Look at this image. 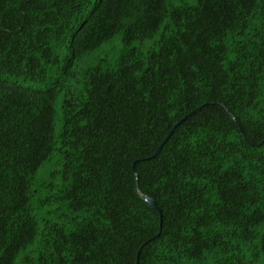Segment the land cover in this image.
I'll return each instance as SVG.
<instances>
[{"label":"trees","instance_id":"16d2710c","mask_svg":"<svg viewBox=\"0 0 264 264\" xmlns=\"http://www.w3.org/2000/svg\"><path fill=\"white\" fill-rule=\"evenodd\" d=\"M0 264H264V0H0Z\"/></svg>","mask_w":264,"mask_h":264},{"label":"rangeland","instance_id":"374dc122","mask_svg":"<svg viewBox=\"0 0 264 264\" xmlns=\"http://www.w3.org/2000/svg\"><path fill=\"white\" fill-rule=\"evenodd\" d=\"M120 41V43H119ZM124 41V36L123 35H120L119 37H117V39L115 41H113L110 45H106L105 47L101 48L100 50H98L97 54L100 53V54H108L109 52L113 53V55L117 56L120 54V52L122 50H124L125 48H128V46H126L125 43H123ZM118 42V43H117ZM145 42V43H144ZM142 42L145 46L147 47H151L153 46L155 40H146ZM142 43L140 42H136L134 44V46H137V45H141ZM90 58V57H89ZM88 60V58L86 59ZM89 63H92V61H90ZM58 129V127L56 128V130ZM55 164L52 165V168L55 169L56 167L58 166H54Z\"/></svg>","mask_w":264,"mask_h":264},{"label":"water","instance_id":"95a60500","mask_svg":"<svg viewBox=\"0 0 264 264\" xmlns=\"http://www.w3.org/2000/svg\"><path fill=\"white\" fill-rule=\"evenodd\" d=\"M195 112H196V111H194L193 113H195ZM193 113H191V114H193ZM186 118H187V117H186ZM186 118H184L183 121H184ZM183 121H181V122H183ZM181 122H180L178 125H180ZM178 125H177V126H178ZM173 132H174V131H172L171 135L173 134ZM171 135H170V136H171ZM170 136H169V137L166 139V141L161 145V147L158 149V151L155 153L154 156H157V155L160 153L161 149L164 147L165 143L169 140ZM134 168H135V171H137V169H136V164H135ZM142 198L146 199L147 202L149 203V205H150L151 207H153V208H157V209L159 210V212L162 214V211H161V210L159 209V207H158V203H157L153 198H151V197H146V196L143 195V194H142ZM159 234H160V233H159Z\"/></svg>","mask_w":264,"mask_h":264}]
</instances>
